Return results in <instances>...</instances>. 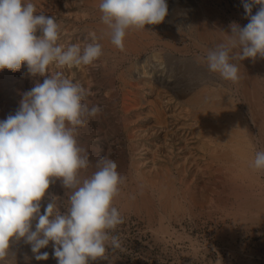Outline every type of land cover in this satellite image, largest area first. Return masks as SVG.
<instances>
[{"label":"rangeland","instance_id":"obj_1","mask_svg":"<svg viewBox=\"0 0 264 264\" xmlns=\"http://www.w3.org/2000/svg\"><path fill=\"white\" fill-rule=\"evenodd\" d=\"M50 1H52V2L49 3V0H45V1L44 0H30V2H32V3L33 2L37 3L36 5L33 3L36 7V11H39V9L41 8L40 9L41 12H39L38 14L36 13L37 15L44 14L46 17L54 18V20L58 23V26L60 24L58 40L60 39L61 41L60 40L57 41L58 45H63L65 48H67L68 46H70L69 44H71V45H79L81 48H83L86 44H88V42H93V40L91 41V39H93L92 37L96 38V42L100 41V43L103 42V41H101V38L104 40H109V38L111 39V36L109 34V32H111V30L109 29L110 31H106V30H108L107 29L108 27H107V25H105L102 22V20H101L102 15L100 18H99V16L95 15V13L97 12V8L93 9L94 8L93 5H89V6L86 5L85 4L86 2H84L86 0H72V1H74L73 3H71L70 0H62L64 3L61 2V0H60V2L58 0H50ZM69 1H70V4H69ZM240 1H241V3H239V0L238 1L237 0H167L168 8H169L168 9V15L166 16L163 23L156 25L157 28L154 25H151V26L145 25V29L146 30L149 29L147 31L145 29H143V30L139 29L138 30L136 28L138 30V32L141 31V32H144V34L146 33V35H148L147 36L148 37V40H147L148 43L146 41L145 44H149V45H146L145 48H144V44L139 46L137 44V42H139V44H140L142 41L140 39L136 38L137 39L136 46L137 47L139 46L142 49L139 52H136L133 54L129 53L127 51H121V50L117 49L111 43V47L114 46L113 49L111 50L109 48L106 52L102 51L104 53L103 54L104 56L101 55V57H99L100 59L98 58V60L94 61L93 65H81L78 67L73 66L71 68H68L67 66L58 67L55 64H52L49 66V69L46 71V73L43 76H41L39 74H37L36 76H31L28 72L26 64H22V67L17 71H12V70H9L7 68L0 70V78H2V80H4L2 82L0 80V85H1L0 86V96H1L0 97V110H1L0 113L2 116V117L0 116L1 117L0 120H2V119L5 120L8 115H14L15 114V112L18 110V108L20 106L19 102L23 98V93L31 90L35 86L36 83H43L44 79L49 78V77L51 78L52 76H54L58 72L62 73L63 77L72 80L73 83H78V84L82 85L83 87H85L86 89L89 90L90 95L87 96L86 101H82L83 103H87L89 108H91L93 105L100 107L101 111L95 117H92V118L89 117L86 125L79 128V130H78V134H77L78 144H79V146L87 149V151L89 153V161H90L88 168L86 170H82L81 177L90 176L93 172H95L97 170L96 169L97 160H99L101 157H107L109 159L114 160L117 163V165H118L117 171H119L118 173L122 177H124V183L125 184L123 183L120 185L119 195L117 197H115L114 201H113V206H115L117 208V210L119 211V213L121 214V216L123 218V223L118 225L115 230L110 231L111 235L117 236L119 238L121 247L120 248H113L110 245L107 246L106 258H105L106 261L102 260V259H97V261L102 262V263L106 262L104 264H238V263L239 264H264V223H261L262 221L261 222L260 221L251 222L250 220H248L246 218H242V216H241L242 214L240 216L237 215V217L238 216L240 217V218L238 217L239 220H237L238 218H236V215L233 217L234 214L243 213V211L246 212V210H248L249 207L251 208L252 204L253 205H252V208L250 209V212L252 214H254L253 212H255V215L258 214L257 211H255L257 206H255L256 204H254L253 202L257 201L258 199H261L260 198L261 196H262V199H264V182H262V181H264V180H262V179H264V178H262V177H264V175L260 174L258 176V182L262 180L261 182L258 183L259 186L257 183H254L255 185L257 184L256 186L253 183L252 184L242 183V186H240V187H242L243 190H241V188L239 190L237 187V184H239V182L236 185H234V183H232L230 181L231 176H230V174H227L228 172H226L225 170H223L221 168L220 169L222 172H220V169H218L219 165L217 166V168H216V166H214V165H217L216 162H215L216 164H214V162L210 164V162L213 160L208 158L207 152H206L205 148H203L204 147L203 142H205L206 138L209 137V134L211 136L210 138H212L213 137L212 133H214V132L212 130V133H210V131H208V129H207V132H209V134L208 133L204 134L206 132L205 129L207 128L206 127L207 124L201 122V120L198 118L196 120L194 119L195 117H193V115L190 114L192 112V110H191V108H188L189 106L187 105V102H186L188 100V97H190V95L192 94V92H195L197 90L200 91V89L201 90H203V89L208 90L207 92H209V93L217 91V90L220 92H223V91L226 93L228 92V94H226V95H228L226 100L231 103L232 107L234 106V108H237V110H239L240 114H242L245 117V122H246V120L248 121V122H246V123H248V130L250 132H252L253 134H255V137H257L258 132L254 129L252 123L248 119L250 117L249 116L250 114L248 113V110L246 111V109H247V105L245 104L246 101L242 97V95L240 94L239 89H237V91L235 90L236 88L234 89L235 86H233L231 81L224 80L222 77H220L219 74H217V73L214 74L208 70L207 59H206L207 53L204 52V48L208 44L207 41L205 44V42H204L205 40H203V42H201L202 43L201 45L205 44L203 46L204 48H202V50H198L194 46V44H192L193 40H190L191 38L189 36L187 38L188 39L190 38L189 39L190 41L186 38H184V39L180 38L185 43V46H187V47H185V48H187L186 51L182 52V53L181 52L178 53L179 51L174 50L175 52H173L172 49L168 48V51L169 50L170 51L167 54L166 45L172 43L171 45L173 46V42L175 43L174 45H176V42L173 40H170V38L165 37L166 32H177V30H179L180 27H181L180 29H183V28L185 29L186 28L185 27L186 26V24H185L186 19L188 18V16L190 14L196 12L197 9L204 12V16H202L203 20L208 18L207 24L206 23H204V24L207 25L209 30L213 26H214L213 28L215 30L216 29L219 30L221 27H223V25H225V26L228 25L227 28L225 26L223 28H225L226 31H227V29L229 31H231V29L229 27L232 23H236L239 26L241 25L240 27H244L247 25V23H249V19L246 18L245 9L242 6L243 0H240ZM169 2H171V3H169ZM45 3H46V5H44ZM65 3H66V7H64ZM48 4H50L49 5L50 8L46 7V6H48ZM72 4H73V6H72ZM201 4H202V8L200 7ZM53 6H54V8H53ZM67 6H69V7H67ZM51 7H52V9H51ZM256 7H257L256 5L253 6V10H252L253 15L256 14V12L258 10ZM205 8H206V10H205ZM45 10H47V11L50 10V12H52V13L50 14V13H48L49 11L47 12ZM53 12H55L54 15H53ZM61 12H62V14L65 12L63 17H62ZM83 12H84V14H83ZM209 12L211 14H212V12H214L215 15H217V14L218 15L215 16L214 13L212 15L211 14L209 15ZM45 13H47V14H45ZM87 15H88V17H87ZM74 16H75V18H74ZM94 16H97V19ZM179 16H181V17L179 18ZM213 17H215V18H213ZM176 18H178V19L176 20ZM89 20L91 21L92 24L93 23L97 24V21H98V26L100 25V27H95V26H97L96 24H93V25L90 24ZM208 21H209V23H208ZM78 22H79V24H78ZM204 22H206V20ZM177 23H178V25H174ZM227 23H229V24H227ZM181 24L182 25L184 24V25L182 26ZM211 24H212V26H211ZM166 25H168V26L166 27ZM93 26H94V28H93ZM174 26H176V29ZM165 27L168 29H166ZM92 28L94 30H92ZM95 28H97V29H95ZM213 28H211V30H213ZM85 29H86V31L90 30V33H89V31H88V33H86ZM169 29H172V30L170 31ZM96 30L98 32V35H96L97 34V32H95ZM100 30L101 31L103 30L104 32L103 31L101 32ZM215 30H213L214 32L212 31V33L214 34V36H216V39L219 37L223 41V44L226 43V39H224V38H227V35L220 32V30L219 31L217 30L218 32L217 31L215 32ZM67 31L70 32V34L67 33ZM92 31H94V32H92ZM136 31H135V28H132V29L130 28L127 30V33H129L130 35H133ZM64 32H66V33H64ZM131 32L132 33L134 32V33L132 34ZM149 32H151L153 35H156V36H152V34H150ZM93 33H94V35L92 36ZM101 33H103L104 38L101 37V35H102ZM217 33H221L222 35H220V34L218 35ZM99 34H100V36H99ZM107 34H109L108 35L109 38H107ZM37 35L42 36V29L38 28ZM86 35H87V37L88 36L89 37L87 38ZM149 35L152 37L151 39L155 38L153 43H151L152 40L149 39ZM158 36H161V37L158 38ZM135 37H137V34H135ZM156 38H158V39H156ZM82 39H83V41L81 42ZM180 39H179L178 45L182 44V41ZM149 40H150V42H149ZM155 41H157V42H155ZM161 41H162V43L167 42L166 45L159 43ZM62 42H64V43L66 42V44H64ZM180 42H181V44H180ZM67 43H68V46H66ZM84 43H86V44H84ZM108 44H110V43L108 42ZM158 45L159 46L161 45V46L158 47ZM191 45H193L194 47L193 46L191 47ZM151 46L153 49L151 48ZM200 47H202V46H200ZM157 48H159V49L157 50ZM192 52L194 54H197L196 55L197 58L196 57L192 58V57H194V56H192L193 55ZM118 53H119V55H118ZM151 53L156 54V55L159 54L160 56L158 55L156 57V55H154L156 58L154 57V59H152L153 54H151ZM169 53L172 54V57ZM134 56L135 57L137 56V57L135 58ZM138 56H140V57H138ZM148 56H150V57H148ZM165 56H167V57H165ZM160 57H162V58L160 59ZM157 58H159V59H157ZM173 59H175V61ZM182 59H183V62H182ZM198 59H200V61ZM201 59L203 60L202 62H201ZM188 60H190V61H188ZM261 60H262V58L259 57L258 62H261ZM105 61H106V63H105ZM109 61H110V63H109ZM144 65H146V66H144ZM105 66H106V69H105ZM110 68H111V70H110ZM163 68H164V70H162ZM111 71H113V72H111ZM108 72H110L109 75H108ZM139 74L141 76L140 79H143L146 77L145 83L148 86L146 85L145 88H151L152 87L154 89L153 94L148 93L146 90H141V89L139 90V87H141L139 82H138L140 80V79L138 80ZM157 74H158V77H157ZM211 75H213L214 77ZM215 75H216V77H215ZM128 76H129V79H128ZM142 76H144V77H142ZM13 78L17 81V83H16V81H13V82H15V84L12 82V80H14ZM90 78H92V79H90ZM106 78L109 79L111 82L109 80H107ZM134 78H136V79L134 80ZM9 79H10V81H9ZM17 79H19V80H17ZM149 80H152V81L149 82ZM7 81L10 82V84ZM18 81H20V82H18ZM106 81H109L111 85L109 84V82H106ZM130 81H131V83H128ZM159 81H160V83H159ZM133 82H134V85H132ZM136 82H138V83H136ZM19 83H20V85H19ZM135 83H136V85H135ZM166 83H167V85H166ZM7 84H9V85H7ZM137 84H139V86ZM151 85H154V86H151ZM215 85L216 86L218 85V86L216 87ZM220 85L222 86V88L224 90L221 88ZM111 86H113V87H111ZM133 86H134V88H132ZM137 86H138V88H137ZM211 87H212V91L210 92L209 90L211 89ZM13 88L14 89L16 88L18 90H16V89L14 90ZM128 88H129V90H127ZM225 88H227L229 90H227ZM156 90H157V92H156ZM111 92H113V93H111ZM126 92H133V93L129 94ZM143 93H144V95H143ZM231 95H232V97H230ZM155 96H157V98H158V99L156 98V101H154ZM236 97H237V100H236ZM241 99H242V101H241ZM123 100L126 101L125 104L122 103ZM149 100H151V101H149ZM162 101H164V102L166 101L165 102L166 104ZM158 102H160V104ZM237 102L239 103L238 106L236 105ZM128 103L132 104V105H128ZM11 105H12V107H10ZM134 106H135V108H134ZM148 106H150V109H148L149 108ZM182 106H183V108H182ZM128 108H132V109H128ZM178 108H180V109H178ZM165 109H166V111H165ZM173 109L174 110L176 109V110L174 111ZM158 110H160V111L156 112ZM151 111H153V113ZM169 111H170V113H169ZM171 111H172V113H171ZM2 113H4V114H2ZM172 114H173V117H172ZM187 115H189V116L187 117ZM139 116H140V118H139ZM135 117H138V119H136ZM174 117L176 120L174 119ZM183 117H186V118H183ZM156 118H158L160 121H158V119H156ZM180 118L181 119L183 118V119L180 120ZM191 119L195 120V121H192ZM156 121H157V123H156ZM165 121H166V124L164 123ZM185 121H187V122H185ZM160 122H161V124H160ZM125 123L127 124V126L125 125ZM140 124L144 125L142 127V129L139 128ZM156 124H158L161 127L163 126L164 128L166 127L165 132H163V130H164L163 128L156 127V126H158ZM163 124H165V126ZM203 124H205V125H203ZM183 125H184V127H183ZM135 126H136V128H135ZM145 126H146V128H145ZM185 126H188V127H185ZM203 126H205V127L203 128ZM213 126H216V125H214V123L208 124L209 130L211 127L213 128ZM137 127L139 130L137 129ZM169 127H171V128H169ZM179 127H181V128H179ZM153 128H156V129L160 128V129H158L159 130L158 131V130L153 129ZM130 129L133 130L132 133L130 132L131 131ZM144 130L146 131V134H144L145 133ZM199 130H201V132ZM134 131L138 132V133H135ZM129 132L131 135L137 134L138 137L140 136V133H141V136L139 138L137 137L138 140L133 139L131 142H129L127 140V135H126ZM167 132H169V133H167ZM172 132H174V133L172 134ZM189 132L191 133V135ZM183 133L186 135H184ZM195 133L197 135H200L201 133L202 134H201V136H196ZM260 133H259V135H260ZM170 134H171V136H170ZM180 134H181V136H183L182 138H179ZM146 135L147 136L149 135V136L147 137ZM163 135L164 136L166 135L167 137L166 136H165L166 138L162 137ZM176 135H179V137ZM189 135H190L191 139L188 137ZM204 135H205V137H206V135H208V137L204 138ZM261 136H264V135L261 134ZM202 138H204V139L202 140ZM160 139L162 141L164 140L165 144L162 143V141ZM185 139L189 140V141H186ZM257 139L258 138H256L255 140L253 139L254 143L259 144V146L257 144L258 147L256 146V150H254V151H256L255 156H256V153L258 152L259 149L264 148V144H262L264 142L259 141L261 143L260 144L259 142H257L258 141ZM262 139H264V137H262ZM208 140L209 139H207V141ZM196 141H197V144L195 143ZM199 141H201V142L203 141V142L201 143ZM173 142H175L174 145H173ZM153 143H154V145H151ZM157 143H158V145H157ZM184 143H187V144L184 145ZM132 144L133 145L135 144L134 145L135 147ZM155 144L157 147L155 146ZM159 144H162V145H160V147H159ZM163 144L166 146V148H168L167 150H164L165 146L163 148L162 147ZM189 144H190V146H189ZM195 144L197 145V147L195 146ZM200 144H203V146ZM141 145L145 149L142 148ZM136 146L137 147L139 146V148H137ZM176 146L177 147L179 146V148H177ZM182 146H183V149H182ZM260 146H262V148ZM198 147L200 148V151L203 149L202 150L203 153L198 151L199 150ZM96 148L99 150H96ZM136 148L138 151L136 150ZM146 149H148V150H146ZM175 149L178 152L175 151ZM133 150H135L137 152H133ZM144 150L149 151V152L146 153V151H144ZM129 151H130V154H129ZM139 151L141 153H139ZM164 151H166V152H164ZM217 151H218V149L214 152H217ZM191 152H193V153H191ZM189 153L192 154L191 155L192 157L190 156ZM178 154L180 156H178ZM200 156H203V157H200ZM179 157H180V159H179ZM194 157H195V159H194ZM184 158H185V160H184ZM202 158H204V159H202ZM144 159L145 160L147 159L146 160L147 162L146 161L144 162ZM169 159H170V162H169ZM191 159H192V162L190 163ZM137 160H138V163L140 162L139 164H137ZM151 160H153V162ZM182 160H184L183 161L184 165L182 164L183 166H180ZM187 160H189V161H187ZM175 162H178V163H175ZM187 162H189L188 163L189 165L186 164ZM201 162H204V163H201ZM206 162L207 163L209 162L208 164H210L211 166L206 164ZM134 163H136V164H134ZM174 164H179L178 167H180V168H178ZM204 164L208 165L207 168ZM138 165H139V167H138ZM152 165H154V167ZM159 165H160V167H159ZM192 165H194V166H192ZM196 165L200 169L202 166V170L197 169V168L195 170L194 167H196ZM150 166H152L151 167L152 169H150ZM190 166L192 167V169L189 170ZM134 167H135V169H134ZM146 167L150 170V172H148L149 171L148 169H147V172L145 171ZM165 167H166V170H168V171L164 170ZM183 167H185V168H183ZM204 167H205V169H203ZM181 168H183V169H181ZM212 168L214 171H212ZM137 171H139L140 173ZM142 171H145L146 173L145 172L142 173ZM193 171H194V173H193ZM202 171H204L203 176L201 174ZM208 171L210 173H208ZM211 171L214 173H212ZM177 172H179L180 175ZM195 172H196V175H194ZM223 172L224 173L226 172V173L224 174ZM138 173L142 176H145V175L147 176V174L150 175L147 177H148V179L151 177L152 181L150 179H149L150 180L149 181L145 177L146 182L142 181L143 183L141 185V183H139V182H141L140 180H142L144 178L141 179L138 176H136ZM159 174L162 175V178H161V176H159ZM170 174H172V175H170ZM189 174H191V175L189 176ZM168 175H169V180L171 182L168 181ZM225 175H227V176H225ZM155 176H157V177H155ZM198 176H200L201 178L198 179ZM178 177H180V178H178ZM217 177H219V178H217ZM154 178H156V180ZM214 178H216V179H214ZM154 180H155V182H154ZM162 180H163L164 184H166L165 185L166 187H169L170 190L173 187V190H174L173 192H171L172 193L171 195L174 197H172V196L170 197L169 195L167 197H170L172 201L175 200L177 202V203L172 202L171 200L167 201V204H165L167 209L165 206H164L165 209H163V207L160 205L161 203L159 202V199H156L157 196L153 195L152 193H151L152 194L151 195L149 193L152 191L153 188H155L156 185L161 184L159 182H162ZM176 180H177V182H180V183L175 182ZM185 180H187V181H185ZM206 180L207 181L209 180V181L207 182ZM226 180H228L229 182ZM57 181H59L60 183L59 182L57 183ZM172 181H174V182H172ZM167 182L170 183V186H167L168 185ZM137 183H138V185L140 184L139 187L142 188V191L145 193V195H147V198L150 197V199L148 198V200H150V201H149V203H147L148 205H146V206H144V205L142 206L141 202L139 201V200H143L144 195H142V192H141V195L139 194L140 196L137 193L134 194L135 196L131 194L132 190H130V189L134 190V187L137 186L136 185ZM172 183H174V184H172ZM150 184L152 185V188H151ZM222 184H225L226 187H225V185H222ZM245 184H247V185H245ZM228 185H230V186H228ZM232 185H234L233 189H236L235 191H238V192H236L237 194L239 193V191H241L240 196H238L239 194L238 195L236 194V196H235L236 200L233 197L235 191L234 190L231 191ZM251 185H253V186H251ZM146 186H148V187H146ZM149 186H150V188H149ZM245 186H247L248 188L249 187H251V188L248 189ZM257 186H258V189H256ZM215 187H216V189H215ZM178 188H181V189H179V191H178ZM228 188L230 191H228ZM170 190L166 191L167 193L165 195L169 194ZM215 190H216V192H215ZM251 190H252V192H250ZM256 190H257V192H255V194H253L254 191H256ZM261 190H262V192H261ZM211 191H212V193H211ZM223 191L225 193H222ZM242 191H244L245 193H243ZM174 192H175V194H174ZM230 192L232 195L230 194ZM120 193H121V195H120ZM125 194L128 196H126ZM179 194H180V196H178ZM258 194H260L261 196ZM68 195H70V190L65 189L62 186L61 181L59 179L56 180L53 184L50 185L44 199L41 201V214L44 213V209H45L47 203H49L51 201L52 196H56L59 198L57 201L58 206H59V210L61 213H65L67 211V207L69 205ZM242 195H244V196H242ZM247 195H249V197H251V199L250 198L245 199V197L246 198L248 197ZM253 195H255V197L258 199L252 197ZM132 196H134L136 198V199L133 198L135 201L131 200ZM151 196L153 198H151ZM176 196L178 197V199ZM210 196H211V199H210ZM216 196L217 197L219 196L218 197L219 199L216 198ZM179 197L181 199H179ZM232 197L235 200V203H236V201L237 202L239 201V204L238 203L235 204L233 202L234 200H232ZM183 198H185V199H183ZM239 198L243 199L245 202H243ZM253 198H254V200H253ZM129 199L131 200L132 204H134L133 202H136V204L138 202L137 206H135L136 208L134 207L135 209H132L133 205L131 206L130 202L126 203L128 208H125L124 203H125V201L127 202V200H129ZM216 199H218V200H216ZM121 200H123V201H121ZM145 200H146V198H145ZM181 200H182V202H181ZM196 200H198V202ZM248 200H249V203L251 202L250 204L247 203ZM221 201L224 203L226 202V203L222 204ZM261 201H264V200H261ZM172 203H175V205H177V207ZM244 203H246V204H244ZM255 203H258V201ZM128 204H130V205H128ZM170 204L173 206L171 207ZM194 204H196V205H194ZM122 205H124L123 208H122ZM240 206H242V207H240ZM129 207H131V208H129ZM138 207L139 208L141 207V209H139ZM146 207H147V209L150 208V211L148 210V212H147V210L145 209ZM173 207L177 208V209L179 208L180 211H181V208L183 210V207H184V210L181 212H177V209L176 210L173 209V211H172ZM152 208L156 209L157 211L154 209L152 210ZM158 208L161 210H159ZM130 209H132V210H130ZM144 209L146 211H144ZM163 210H164V212H163ZM131 211H133V212H131ZM151 211H152V213H151ZM154 211H155V213H154ZM171 211L173 213H170ZM262 211H264V210H262ZM140 212H142V213H140ZM261 212L259 211V213H261ZM226 213H227V215H225ZM147 214L150 218H148ZM151 214L153 215L154 220H153L152 216H150ZM157 214H158L159 218L161 216L160 219L158 217H156ZM164 214H166V215H164ZM262 217H264V216H262ZM157 218H158V220H157ZM162 218H163V220H162L163 222H161ZM222 219H223V222H222ZM242 220H245V221H242ZM230 221H231V223H230ZM249 222H251V224H254V225L249 224ZM35 223H36V221H33L32 230H35ZM225 224L227 226V228H226L227 230L224 228ZM238 224H240V225H238ZM245 224H246V227L244 226ZM158 225L160 226L159 228H158ZM164 225H165V227H164ZM164 228H165V230H164ZM155 231H156V233H155ZM164 232H166V234H164ZM158 233H159V235H161V233H163V234L161 236H159V235H157ZM153 234L156 235L157 237L156 236L153 237ZM158 239H159V242L157 241ZM165 240H166V242H164ZM15 248H17V249H15ZM9 249H10L9 250L10 254L2 262H0V264H10V262L13 264H42V263L44 264V262H45V264H46V262L49 263L51 261L50 259H47L44 261H37L36 260V263H35L34 254L32 253V251H29V250H31V245L25 243L24 239H21L19 241L13 240L12 242H10V248ZM21 250L23 252H20ZM40 251H41V253L47 252L49 254L50 258L53 257V259H56L53 256L52 242L49 243V245L46 248H42V250H40ZM27 255L28 256L30 255V256L28 257ZM29 258H30V260H29ZM19 261H21V262L19 263ZM56 262H58L57 259L55 260V263ZM53 263H54V260L52 261V264ZM49 264H51V263H49ZM98 264H100V263H98Z\"/></svg>","mask_w":264,"mask_h":264},{"label":"clouds","instance_id":"obj_2","mask_svg":"<svg viewBox=\"0 0 264 264\" xmlns=\"http://www.w3.org/2000/svg\"><path fill=\"white\" fill-rule=\"evenodd\" d=\"M254 5L260 6L255 15ZM243 7L249 23H232L228 44L209 50L206 57L210 72L233 83L239 81L233 60L264 58V0H243ZM99 9L111 43L121 51L128 29L161 24L168 15L167 0H101ZM58 37L54 18L37 15L30 0H0V70L17 71L26 64L31 76H43L52 64L93 65L103 54L95 38L83 48H65L57 44ZM232 49L239 51L230 56ZM89 95L58 72L23 93L15 114L0 120V262L9 255L10 242L21 239L31 245L37 261L49 258L40 250L52 242L58 264H89L105 259L107 246L121 247L110 234L123 223L113 206L124 183L117 163L101 157L97 170L81 177L90 161L87 149L78 144V130L101 111L82 102ZM252 167L264 170V151L256 153ZM57 179L70 190L67 211L61 213L59 198L52 196L41 214V201Z\"/></svg>","mask_w":264,"mask_h":264},{"label":"bare ground","instance_id":"obj_3","mask_svg":"<svg viewBox=\"0 0 264 264\" xmlns=\"http://www.w3.org/2000/svg\"><path fill=\"white\" fill-rule=\"evenodd\" d=\"M45 1V0H44ZM59 2H60V0H58ZM71 1V3H73L74 1H72V0H70ZM70 1H69V4H70ZM238 1V0H237ZM37 2V1H36ZM50 2H52V1H50L49 0V3ZM61 2H63L62 0H61ZM83 2V1H82ZM84 2H86L85 4L86 5H93L94 6V8L93 9H96L97 8V12L95 13V15H97V16H99V18L101 17V15H102V12L100 11V9H99V4H100V2H101V0H86V1H84ZM172 2V1H171ZM171 2H169V3H171ZM203 2V1H202ZM216 2V1H215ZM35 5L37 4V3H35V2H33ZM47 3V2H46ZM46 3L44 4V5H46ZM64 3V2H63ZM67 3V2H66ZM66 3H65V6L64 7H66ZM218 3V2H217ZM239 3H241V1L239 0ZM56 4V3H55ZM50 4H48V6H46V7H49L50 8V6H49ZM52 5V4H51ZM68 5V4H67ZM197 5V4H196ZM195 5V6H196ZM70 6V5H69ZM69 6H67V7H69ZM72 6H73V4H72ZM71 6V7H72ZM92 6V7H93ZM207 6V5H206ZM209 6V5H208ZM243 6V5H242ZM257 7V9H259V5H256ZM40 7V6H39ZM58 7V6H57ZM62 7V6H61ZM191 7V6H190ZM198 7V6H197ZM196 7V8H197ZM200 7L202 8V4L200 5ZM210 7V6H209ZM212 7V6H211ZM45 8V7H44ZM53 8H54V6H53ZM255 8V9H256ZM41 9V8H40ZM40 9H39V11H36V13L38 14L39 12H41L40 11ZM51 9H52V7H51ZM50 9V10H51ZM56 9V8H55ZM169 9V8H168ZM209 9V8H208ZM50 10H45V11H47L48 13H52V12H50ZM61 10V9H60ZM64 10V9H63ZM88 10V9H87ZM183 10V9H182ZM198 10V9H197ZM196 10V12H194V13H192V14H190L189 16H188V18L186 19V28L184 29H180L179 28V30H177V32H166L165 33V37L166 38H170V40H173V41H175L176 42V45H174L175 43L173 42V46L171 45V44H167L166 45V43L167 42H164V43H162V41L161 42H159V43H162V44H165L166 45V47H167V54H168V52L170 51H168V48L169 49H172V51L173 52H175V51H179L178 53H182V52H185L186 51V49L187 48H185V47H187V46H185V43L181 40L182 38L184 39V38H186V39H188L187 37L189 36L190 38V40H193L192 41V44H194V46L198 49V50H202V48H204L203 46L206 44V41L208 42V44H207V46H205V48H204V52H206V53H208V51L209 50H214V49H216L217 48V46L218 45H221V44H223V41L218 37L217 39H216V36H214V34L212 33V31L213 30H215L213 27H211V28H213V30H211V28H210V30H209V28L207 27V19H205L206 20V22H204L205 20H203V18H202V16H204V12L203 11H201V10H198L197 11ZM205 10H206V8H205ZM52 11V10H51ZM62 11V10H61ZM86 11V10H85ZM258 11V10H257ZM208 12V11H207ZM44 13V12H43ZM54 13L55 12H53V15H54ZM67 13V12H66ZM87 13V12H86ZM180 13V12H179ZM214 12H212V14H213ZM45 14H47V13H45ZM61 14H62V12H61ZM64 14H65V12L62 14V17L64 16ZM81 14V13H80ZM79 14V15H80ZM83 14H84V12H83ZM207 14V13H206ZM205 14V15H206ZM211 13L209 12V15H210ZM211 14V15H212ZM217 14V13H216ZM222 14V13H221ZM44 15V14H43ZM74 15V14H73ZM78 15V14H77ZM76 15V16H77ZM214 15H215V13H214ZM218 15V14H217ZM217 15H215V16H217ZM220 15V14H219ZM255 15V14H254ZM66 16V15H65ZM97 16H94L96 19H97ZM53 17V16H52ZM60 17V16H59ZM73 17V16H72ZM85 17V16H84ZM83 17V18H84ZM87 17H88V15H87ZM171 17V16H170ZM181 16H179V18H180ZM184 17V16H183ZM212 17V16H211ZM210 17V18H211ZM74 18H75V16H74ZM73 18V19H74ZM94 18V19H95ZM213 18H215V17H213ZM220 18V17H219ZM229 18V17H228ZM72 19V20H73ZM171 19V18H170ZM178 18H176V20H177ZM71 20V21H72ZM83 20V19H82ZM203 20V21H202ZM211 20V19H210ZM215 20V19H214ZM74 21V20H73ZM77 21V20H76ZM90 21V20H89ZM100 21V20H99ZM172 21V20H171ZM222 21V20H221ZM230 21V20H229ZM62 22V21H61ZM218 22V21H217ZM234 22V21H233ZM57 23V22H56ZM65 23V22H64ZM71 23V22H70ZM81 23V22H80ZM100 23V22H99ZM184 23V22H183ZM204 23H206V24H204ZM208 23H209V21H208ZM220 23V22H219ZM232 23V22H231ZM58 24V23H57ZM67 24V23H66ZM78 24H79V22H78ZM90 24H92L91 23V21H90ZM93 24H96V23H93ZM92 24V25H93ZM171 24V23H170ZM227 24H229V23H227ZM97 26H95V27H100V25L98 26V21H97V24H96ZM173 25V24H172ZM174 25H178V23L177 24H174ZM182 25V24H181ZM184 25V24H183ZM182 25V26H183ZM209 25V24H208ZM59 26H60V24H59ZM65 26V25H64ZM82 26V25H81ZM87 26V25H86ZM89 26V25H88ZM94 26H93V28H94ZM102 26V25H101ZM149 26H151V25H149ZM148 26V27H149ZM154 26H156V25H154ZM168 25H166V27H167ZM211 26H212V24H211ZM220 26V25H219ZM225 25H223V27H224ZM228 26V25H227ZM227 26H225L226 28H227ZM241 26V25H240ZM83 27V26H82ZM103 27V26H102ZM159 27V26H158ZM165 27V28H166ZM175 27V29H176V26H174ZM179 27V26H178ZM223 27H221L219 30H220V32H222V33H224V34H226L227 35V38H224V39H226V43H224L225 45H227L228 44V42H229V40H230V38L232 37V32L231 31H229L228 29H227V31H226V29L225 28H223ZM62 28V27H61ZM73 28V27H72ZM71 28V29H72ZM92 28V30H94ZM147 28V27H146ZM154 28V27H153ZM152 28V29H153ZM156 28H157V26H156ZM230 28V27H229ZM95 29H97V28H95ZM100 29V28H99ZM98 29V30H99ZM102 29V28H101ZM105 29V28H104ZM103 29V30H104ZM108 30H106V31H110L109 30V28H107ZM132 29V28H131ZM144 29H145V27H144ZM155 29V28H154ZM162 29V28H161ZM166 29H168V28H166ZM225 29V30H224ZM231 29V28H230ZM60 30V29H59ZM66 30V29H65ZM102 30V31H103ZM137 29L135 28V31H136ZM139 30V29H138ZM138 30L133 34L132 32V34L133 35H130L129 33H127L126 32V35H125V37H124V50L123 51H127V52H129V53H136V52H139L142 48H140L139 46H141V45H143L144 44V48H145V46L146 45H149V44H145L146 43V41L148 40V35H146V33L144 34V32H138ZM143 30V29H142ZM146 30V29H145ZM144 30V31H145ZM147 30H149V29H147ZM146 30V31H147ZM151 30V29H150ZM170 31L172 30V29H169ZM218 29H216L215 30V32L217 31ZM218 30V31H219ZM63 31V30H62ZM85 31H86V29H85ZM89 31V33H90V30H88ZM88 31H86V33H88ZM101 31V30H100ZM101 31V32H102ZM155 31V30H154ZM161 31V30H160ZM159 31V32H160ZM167 31V30H166ZM179 31V32H178ZM217 31V32H218ZM61 32V31H60ZM92 32H94V31H92ZM95 32H97V30L95 31ZM104 32V31H103ZM156 32V31H155ZM181 32V33H180ZM214 32V31H213ZM62 33V32H61ZM64 33H66V32H64ZM67 33H69L70 34V32H68L67 31ZM85 33V34H86ZM100 33V32H99ZM106 33V32H105ZM150 34H152L151 32H149ZM84 34V35H85ZM96 34V33H95ZM102 35H103V33H101ZM109 34H110V32H109ZM109 34H107V38H109L108 37V35ZM135 34H137V37H135ZM216 34V33H215ZM218 35L220 34V35H222L221 33H217ZM41 35V34H40ZM65 35V34H64ZM91 35V34H90ZM94 35V33L92 34V36ZM96 35H98V32H97V34ZM101 35V37H103L104 38V35L102 36ZM217 35V36H218ZM77 36V35H76ZM75 36V37H76ZM99 36H100V34H99ZM106 36V35H105ZM152 36H156V35H153L152 34ZM86 37H87V35H86ZM89 37V36H88ZM87 37V38H88ZM100 37V38H101ZM161 36H158V38H160ZM164 37V36H163ZM162 37V38H163ZM70 38V37H69ZM80 38V37H79ZM92 38H94V37H92ZM106 38V39H107ZM136 38H138V39H140L142 42V44L140 43L139 44V42H137V44L139 45L138 47L136 46V41H137V39ZM152 37L149 35V39H151ZM158 38H156V39H158ZM161 38V39H162ZM181 38V39H180ZM67 39V38H66ZM98 39V38H97ZM160 39V40H161ZM179 39L182 41V44H181V42H180V44L181 45H178V42H179ZM188 39V40H189ZM60 40V39H59ZM58 40V41H59ZM63 40V39H62ZM88 40V39H87ZM93 39H91V41H92ZM95 40H96V38H95ZM139 40V41H140ZM152 41H151V43H153V41L155 40V38L154 39H151ZM189 40V41H190ZM203 40H205L204 42H205V44L204 45H201L202 43L201 42H203ZM61 41V40H60ZM83 41V39L81 40V42ZM101 41H103V42H101L100 43V41H97V42H99V44H101V46H102V51H104V52H106L109 48L112 50L113 49V47H111V39L109 38V40H104V39H102L101 38ZM108 42L110 43V44H108ZM149 42H150V40H149ZM155 42H157V41H155ZM186 42V41H185ZM58 43V42H57ZM62 43H64V42H62ZM87 43V42H86ZM86 43H84V44H86ZM88 43H91V42H88ZM147 43H148V41H147ZM187 43V42H186ZM64 44H66V42L64 43ZM81 44V43H80ZM156 44V43H155ZM69 45H71V44H69ZM153 45V44H152ZM164 45V46H165ZM189 45V44H188ZM66 46H68V43H67V45ZM157 46V45H156ZM161 46V45H160ZM159 45H158V47H160ZM193 45H191V47H192ZM193 46V47H194ZM200 46H202V47H200ZM116 47V46H115ZM148 47V46H147ZM213 47V48H212ZM151 48H152V46H151ZM156 48V47H155ZM189 48V47H188ZM118 49V48H117ZM153 49V48H152ZM159 48H157V50H158ZM194 49V48H193ZM175 50V51H174ZM117 51V50H116ZM192 51V50H191ZM237 51H239V49H232V51L230 52V56H234L235 55V53L237 52ZM113 52V51H112ZM153 52V51H152ZM194 52V51H193ZM192 52V53H193ZM149 53V52H148ZM156 53V52H155ZM104 54V53H103ZM102 54V55H103ZM106 54V53H105ZM111 54V53H110ZM151 54H153V53H151ZM164 54V53H163ZM170 54V53H169ZM189 54V53H188ZM108 55V54H107ZM118 55H119V53H118ZM125 55V54H124ZM131 55V54H130ZM154 55H156V54H153V58L152 59H154ZM159 55V54H158ZM158 55H156V57L158 56ZM171 55V57H172V54H170ZM197 54H194L193 53V55L192 56H194V57H192V58H197V56H196ZM200 55V54H199ZM206 55V54H205ZM104 56V55H103ZM160 56V55H159ZM181 56V55H180ZM135 57V56H134ZM137 57V56H136ZM135 57V58H136ZM138 57H140V56H138ZM142 57V56H141ZM146 57V56H145ZM148 57H150V56H148ZM155 57V58H156ZM165 57H167V56H165ZM169 57V56H168ZM118 58V57H117ZM147 58V57H146ZM162 57H160V59H161ZM184 58V57H183ZM258 58H259V56L258 57H256L255 59H252V58H247V59H244L243 61H240V60H233L232 62L233 63H235V64H237V66H238V69H239V81L238 82H236V83H233L232 82V84H233V86H235L234 87V89L237 91V89H239V91H240V94L242 95V97L245 99V101H246V105H247V109H246V111L248 110V113L250 114L249 116V120H250V122L252 123V125H253V127H254V129L258 132V136L257 137H255V134H253L252 132H250L249 130H248V123H246V122H248L247 120H246V122H245V117L242 115V114H240V112H239V110H237V108H234V106L232 107L231 106V103L229 102V101H227L226 100V98L228 97V95H226V94H228V92L226 93V92H220V91H214V92H211L212 91V87H211V89L209 90L211 93H209V92H207L208 90H201L200 89V91L199 90H197V91H195V92H192V94L190 95V97H188V100L186 101L187 102V105L189 106L188 108H191V110H192V112L190 113V114H192L193 115V117H195L194 119L196 120L197 118L198 119H200L201 120V122H203V123H206L207 125H206V129H205V133L204 134H209V132H207V129H208V131H210V133H212V130H213V132L214 133H212L213 135V137L212 138H210L211 136H210V134H209V137H208V135H206V137H208V138H206L205 137V135H204V138H206V140H205V142L207 141V139H209L206 143L205 142H203V144H204V147L203 148H205V150H206V152H207V155H208V158L209 159H211V160H213V161H211L210 162V164L211 163H213L214 162V164H216L217 163V165H214V166H216V168H217V166L219 165V168L218 169H223V170H225L226 172H228L227 174H230V176H231V179H230V181L232 182V183H234V185H236L238 182H239V184H237V187H238V189L240 190V188H241V190H243L242 189V187H240V186H242V183H248V184H254V183H259V182H261L262 180H264V179H262L261 181H259L258 182V176L260 175V174H262V175H264V170H257V169H255V168H253L252 167V164H253V162H254V159H255V152L256 151H254V150H256V146H257V144L258 143H254V141H253V139L255 140L256 138H258L257 140V142H264V139H262V137H264V136H261V134L262 135H264V58H262V60H261V62H258ZM100 59V58H99ZM134 59V58H133ZM139 59V58H138ZM157 59H159V58H157ZM204 59V58H203ZM105 60V59H104ZM109 60V59H108ZM111 60V59H110ZM124 60V59H123ZM142 60V59H141ZM174 61H175V59H173ZM192 60V59H191ZM199 61H200V59H198ZM197 60V61H198ZM206 60V59H205ZM135 61V60H134ZM166 61V60H165ZM188 61H190V60H188ZM203 60L201 59V62H202ZM108 62V61H107ZM182 62H183V59H182ZM206 62V61H205ZM97 63V62H96ZM105 63H106V61H105ZM109 63H110V61H109ZM115 63V62H114ZM189 63V62H188ZM113 64V63H112ZM118 64V63H117ZM140 64V63H139ZM155 64V63H154ZM174 64V63H173ZM116 65V64H115ZM121 65V64H120ZM136 65V64H135ZM150 65V64H149ZM132 66V65H131ZM138 66V65H137ZM144 66H146V65H144ZM22 67V66H21ZM123 67V66H122ZM136 67V66H135ZM181 68V67H180ZM49 69V68H48ZM105 69H106V66H105ZM108 69V68H107ZM115 69V68H114ZM131 69V68H130ZM110 70H111V68H110ZM109 70V71H110ZM162 70H164V68L162 69ZM144 71V70H143ZM111 72H113V71H111ZM125 72V71H124ZM123 72V73H124ZM156 72V71H155ZM109 73L110 72H108V75H109ZM136 73V72H135ZM19 74V73H18ZM119 74V73H118ZM215 74V73H214ZM218 74V73H217ZM51 75V74H50ZM111 75V74H110ZM121 75V74H120ZM119 75V76H120ZM167 75V74H166ZM172 75V74H171ZM11 76V75H10ZM21 76V75H20ZM92 76V75H91ZM134 76V75H133ZM137 76V75H136ZM147 76V75H146ZM164 76V75H163ZM208 76V75H207ZM211 76H213V75H211ZM25 77V76H24ZM112 77V76H111ZM140 74L138 75V80L140 79ZM142 77H144V76H142ZM155 77V76H154ZM157 77H158V74H157ZM165 77V76H164ZM214 77V76H213ZM215 77H216V75H215ZM221 77V76H220ZM50 78V77H49ZM124 78V77H123ZM127 78V77H126ZM125 78V79H126ZM146 78V77H145ZM145 78H143V79H140L138 82H139V84H140V86L141 87H139V90L141 89V90H146L148 93H152L153 94V88L151 87V88H145L146 87V83H145ZM14 79V78H13ZM29 79V78H28ZM90 79H92V78H90ZM107 79V78H106ZM128 79H129V76H128ZM136 78H134V80H135ZM153 79V78H152ZM0 80H1V82L2 81H4V80H2V78H0ZM7 80V79H6ZM17 80H19V79H17ZM22 80V79H21ZM24 80V79H23ZM107 80H109V79H107ZM160 80V79H159ZM220 80V79H219ZM9 81H10V79H9ZM13 81H16L15 79L14 80H12V82ZM110 81V80H109ZM109 81H106V82H109ZM121 81V80H120ZM150 81H152V80H149V82ZM211 81V80H210ZM209 81V82H210ZM214 81V80H213ZM218 81V80H217ZM6 82V81H5ZM8 82V81H7ZM11 82V83H12ZM18 82H20V81H18ZM111 82V81H110ZM110 82H109V84H110ZM123 82V81H122ZM126 82V81H125ZM138 82H136V83H138ZM147 82V81H146ZM202 82V81H201ZM4 83V82H3ZM9 84H10V82H8ZM14 84H15V82H13ZM12 83V84H13ZM16 83H17V81H16ZM87 83V82H86ZM128 83H131V81L130 82H128ZM136 83H135V85H136ZM157 83V82H156ZM159 83H160V81H159ZM162 83V82H161ZM204 83V82H203ZM216 83V82H215ZM227 83V82H226ZM9 84H7V85H9ZM124 84V83H123ZM139 84H137L138 86H139ZM164 84V83H163ZM206 84V83H205ZM4 85V84H3ZM19 85H20V83H19ZM108 85V84H107ZM111 85V84H110ZM109 85V86H110ZM132 85H134V82H133V84ZM159 85V84H158ZM162 85V84H161ZM166 85H167V83H166ZM223 85V84H222ZM229 85V84H228ZM1 86V85H0ZM14 86V85H13ZM108 86V87H109ZM130 86V85H129ZM138 86H137V88H138ZM148 86V85H147ZM151 86H154V85H151ZM169 86V85H168ZM199 86V85H198ZM208 86V85H207ZM216 86V85H215ZM214 86V87H215ZM218 86V85H217ZM216 86V87H217ZM221 86V85H220ZM230 86V85H229ZM5 87V86H4ZM111 87H113V86H111ZM121 87V86H120ZM159 87V86H158ZM227 87V86H226ZM3 88V87H2ZM12 88V87H11ZM130 88V87H129ZM129 88L127 89V90H129ZM132 88H134V86L132 87ZM136 88V87H135ZM157 88V87H156ZM200 88V87H199ZM207 88V87H206ZM205 88V89H206ZM221 88H222V86H221ZM220 88V89H221ZM233 88V87H232ZM10 89V88H9ZM14 89V88H13ZM16 89V88H15ZM14 89V90H15ZM116 89V88H115ZM124 89V88H123ZM193 89V88H192ZM197 89V88H196ZM209 89V88H208ZM223 89V88H222ZM221 89V90H222ZM225 89H227V88H225ZM16 90H18V89H16ZM134 90V89H133ZM132 90V91H133ZM138 90V89H137ZM158 90V89H157ZM157 90H156V92H157ZM216 90V89H215ZM224 90V89H223ZM227 90H229V89H227ZM11 91V90H10ZM13 91V90H12ZM136 91V90H135ZM159 91V90H158ZM188 91V90H187ZM235 91V92H236ZM18 92V91H17ZM140 92V91H139ZM233 92V91H232ZM20 93V92H19ZM111 93H113V92H111ZM126 93H129V94H131V93H133V92H126ZM141 93V92H140ZM230 93V92H229ZM135 94V93H134ZM146 94V93H145ZM156 94V93H155ZM231 94V93H230ZM235 94V93H234ZM239 94V93H238ZM237 94V95H238ZM133 95V94H132ZM140 95V94H139ZM143 95H144V93H143ZM150 95V94H149ZM160 95V94H159ZM233 95V94H232ZM232 95L230 96V97H232ZM240 96V95H239ZM1 97V96H0ZM125 97V96H124ZM123 97V98H124ZM127 97V96H126ZM144 97V96H143ZM154 97V96H153ZM172 97V96H171ZM234 97V96H233ZM241 97V96H240ZM133 98V97H132ZM146 98V97H145ZM156 98H157V96H155V100L154 101H156ZM169 98V97H168ZM167 98V99H168ZM187 98V97H186ZM235 98V97H234ZM239 98V97H238ZM16 99V98H15ZM110 99V98H109ZM125 99V98H124ZM127 99V98H126ZM143 99V98H142ZM158 99V98H157ZM164 99V98H163ZM166 99V100H167ZM93 100V99H92ZM129 100V99H128ZM162 100V99H161ZM230 100V99H229ZM232 100V99H231ZM236 100H237V97H236ZM240 100V99H239ZM86 101V100H85ZM149 101H151V100H149ZM153 101V102H154ZM235 101V100H234ZM241 101H242V99H241ZM115 102V101H114ZM125 102L126 101H124L123 100V102L122 103H124L125 104ZM132 102V101H131ZM161 102V101H160ZM160 102H158L159 104H160ZM162 102H164V101H162ZM166 102V101H165ZM164 102V103H165ZM168 102V101H167ZM184 102V101H183ZM3 103V102H2ZM12 103V102H11ZM20 103V102H19ZM157 103V102H156ZM163 103V104H164ZM169 103V102H168ZM236 103V102H235ZM166 104V103H165ZM164 104V105H165ZM234 104V103H233ZM238 102H237V106H238ZM244 104V103H243ZM7 105V104H6ZM15 105V104H14ZM128 105H132V104H129L128 103ZM127 105V106H128ZM168 105V104H167ZM184 105V104H183ZM126 106V105H125ZM124 106V107H125ZM155 106V105H154ZM172 106V105H171ZM3 107V106H2ZM10 107H12V105L10 106ZM123 107V106H122ZM149 108L148 109H150V106H148ZM134 108H135V106H134ZM177 108V107H176ZM182 108H183V106H182ZM185 108V107H184ZM243 108V107H242ZM15 109V108H14ZM124 109V108H123ZM122 109V110H123ZM128 109H132V108H128ZM158 109V108H157ZM178 109H180V108H178ZM6 110V109H5ZM135 110V109H134ZM155 110V109H154ZM174 110V109H173ZM176 110V109H175ZM174 110V111H175ZM185 110V109H184ZM188 110V109H187ZM242 110V109H241ZM1 111V110H0ZM127 111V110H126ZM125 111V112H126ZM160 110H158V111H156V112H159ZM162 111V110H161ZM165 111H166V109H165ZM164 111V112H165ZM168 111V110H167ZM149 112V111H148ZM152 113H153V111H151ZM180 112V111H179ZM185 112V111H184ZM8 113V112H7ZM144 113V112H143ZM169 113H170V111H169ZM171 113H172V111H171ZM182 113V112H181ZM242 113V112H241ZM2 114H4V113H2ZM9 114V113H8ZM142 114V113H141ZM149 114V113H148ZM151 114V113H150ZM155 114V113H154ZM167 114V113H166ZM189 114V113H188ZM246 114V113H245ZM244 114V115H245ZM124 115V114H123ZM129 115V114H128ZM160 115V114H159ZM158 115V116H159ZM180 115V114H179ZM184 115V114H183ZM206 115V116H205ZM0 116H1V113H0ZM7 116V115H6ZM101 116V115H100ZM146 116V115H145ZM151 116V115H150ZM166 116V115H165ZM164 116V117H165ZM177 116V115H176ZM189 115H187V117H188ZM246 116V115H245ZM2 117V116H1ZM1 117H0V119H1ZM143 117V116H142ZM153 117V116H152ZM162 117V116H161ZM172 117H173V114H172ZM247 117V116H246ZM92 118V117H91ZM136 119H138V117H135ZM139 118H140V116H139ZM151 118V117H150ZM183 118H186V117H183ZM182 118V119H183ZM145 119V118H144ZM154 119V118H153ZM156 119H158V118H156ZM165 119V118H164ZM174 119H175V117H174ZM181 118H180V120H182ZM203 119V120H202ZM247 119V118H246ZM3 120V119H2ZM140 120V119H139ZM176 120V119H175ZM179 120V119H178ZM192 120V119H191ZM195 120H192V121H195ZM158 121H160L159 119H158ZM199 121V120H198ZM149 122V121H148ZM176 122V121H175ZM185 122H187V121H185ZM197 122V121H196ZM128 123V122H127ZM156 123H157V121H156ZM165 124H166V121L164 122ZM172 123V122H171ZM200 123V122H199ZM211 123H214V125H216V126H213V128L211 129L210 128V130H209V127H208V124H211ZM134 124V123H133ZM136 124V123H135ZM160 124H161V122H160ZM165 124H163L164 126H165ZM170 124V123H169ZM182 124V123H181ZM198 124V123H197ZM117 125V124H116ZM125 125L127 126V124L125 123ZM147 125V124H146ZM156 125H158V124H156ZM172 125V124H171ZM189 125V124H188ZM195 125V124H194ZM203 125H205V124H203ZM123 126V125H122ZM144 125H142V124H140V126H139V128H141L142 129V127H143ZM148 126V125H147ZM196 126V125H195ZM250 126V125H249ZM125 127V126H124ZM156 127H160V128H163L162 130H163V132H165V128L162 126H156ZM183 127H184V125H183ZM182 127V128H183ZM185 127H188V126H185ZM202 127V126H201ZM205 126H203V128H204ZM135 128H136V126H135ZM134 128V129H135ZM145 128H146V126H145ZM160 128H158V129H160ZM169 128H171V127H169ZM179 128H181V127H179ZM195 128V127H194ZM193 128V129H194ZM199 128V127H198ZM137 129H138V127H137ZM149 129V128H148ZM153 129H156V128H153ZM152 129V130H153ZM158 129H156V130H158ZM178 129V128H177ZM197 129V128H196ZM128 130V129H127ZM131 130V129H130ZM139 130V129H138ZM155 130V131H156ZM161 130V131H162ZM168 130V129H167ZM195 130V129H194ZM203 130V129H202ZM254 130V131H255ZM143 131V130H142ZM145 131V130H144ZM154 131V130H153ZM159 131V130H158ZM173 131V130H172ZM200 132H201V130H199ZM127 132V131H126ZM131 133L133 132V130H131L130 131ZM130 132L128 133V134H126L127 135V140L129 141V142H131L133 139H136V140H138V138L141 136V133H140V136L138 137V135L136 134V135H131L130 134ZM135 132V131H134ZM149 132V131H148ZM193 132V131H192ZM198 132V131H197ZM261 132V133H260ZM135 133H138V132H135ZM156 133V132H155ZM154 133V134H155ZM167 133H169V132H167ZM174 132H172V134H173ZM190 133V132H189ZM259 133H260V135H259ZM144 134H146V131H145V133ZM148 134V133H147ZM152 134V133H151ZM150 134V135H151ZM153 134V135H154ZM163 134V133H162ZM165 134V133H164ZM184 134V133H183ZM202 134V133H201ZM201 134L200 135H197L196 133H195V135L196 136H201ZM161 135V134H160ZM167 135V134H166ZM165 135V136H166ZM184 135H186V134H184ZM190 135H191V133H190ZM190 135L188 136L189 138H190ZM194 135V134H193ZM194 135V136H195ZM144 136V135H143ZM147 136V135H146ZM145 136V137H146ZM149 136V135H148ZM147 136V137H148ZM155 136V135H154ZM164 135L162 136V137H165ZM170 136H171V134H170ZM176 136H178L179 137V135H176ZM138 137V138H137ZM167 137V136H166ZM165 137V138H166ZM183 136H181V134H180V137L179 138H182ZM186 137V136H185ZM192 137V136H191ZM203 137V136H202ZM255 137V138H254ZM164 138V139H165ZM204 138H202V140L204 139ZM178 139V138H177ZM191 139V138H190ZM199 139V138H198ZM161 140V139H160ZM182 140V139H181ZM184 140V139H183ZM186 140V139H185ZM197 140V139H196ZM162 141V140H161ZM186 141H189V140H186ZM191 141V140H190ZM195 141V140H194ZM167 142V141H166ZM181 142V141H180ZM199 142H201V141H199ZM201 142V143H202ZM259 142V143H260ZM161 143V142H160ZM162 143H164L165 144V142H164V140L162 141ZM196 144H197V141L195 142ZM136 144V143H135ZM134 144V145H135ZM163 144V148H164V145ZM175 144V142H173V145ZM178 144V143H177ZM187 143H184V145H186ZM195 144V146L197 147V145ZM203 144H200V145H202L203 146ZM261 144V143H260ZM262 144H264V143H262ZM133 145V144H132ZM133 145V146H134ZM137 145V144H136ZM151 145H154V143L153 144H151ZM157 145H158V143H157ZM160 145H162V144H159V147H160ZM168 145V144H167ZM183 145V146H184ZM194 145V144H193ZM199 145V146H200ZM149 146V145H148ZM155 146H156V144H155ZM172 146V145H171ZM183 146H182V149H183ZM189 146H190V144H189ZM188 146V147H189ZM194 146V147H195ZM258 146H259V144H258ZM257 146V147H258ZM132 147V146H131ZM135 147V146H134ZM137 147V146H136ZM141 147H142V145H141ZM157 147V146H156ZM161 147V148H162ZM177 147V146H176ZM181 147V146H180ZM261 148H262V146H260ZM100 148V147H99ZM137 148H139V146L137 147ZM137 148H136V150H137ZM142 148H144V147H142ZM177 148H179V146L177 147ZM199 148V147H198ZM129 149V148H128ZM131 149V148H130ZM134 149V148H133ZM145 149V148H144ZM168 148H166V146H165V149L164 150H167ZM186 149V148H185ZM190 149V148H189ZM197 149V148H196ZM218 149V151L217 152H214V151H216ZM96 150H99V149H97L96 148ZM142 150V149H141ZM146 150H148V149H146ZM146 150H144V151H146ZM203 150V149H202ZM202 150L200 151V148H199V152H202ZM258 150V149H257ZM138 151V150H137ZM137 151H135V150H133V152H137ZM170 151V150H169ZM175 151H177L176 149H175ZM174 151V152H175ZM195 151V150H194ZM258 151H264V148H262V149H259ZM147 152H149V151H146V153ZM164 152H166V151H164ZM163 152V153H164ZM178 152V151H177ZM190 152V151H189ZM128 153V152H127ZM139 153H141L140 151H139ZM184 153V152H183ZM191 153H193V152H191ZM203 153V152H202ZM129 154H130V151H129ZM181 154V153H180ZM187 154V153H186ZM190 154V153H189ZM106 155V154H105ZM177 155V154H176ZM184 155V154H183ZM192 154H190V156H191ZM138 156V155H137ZM169 156V155H168ZM171 156V155H170ZM178 156H180L179 154H178ZM136 157V156H135ZM140 157V156H139ZM142 157V156H141ZM167 157V156H166ZM192 157V156H191ZM200 157H203V156H200ZM205 157V156H204ZM207 157V156H206ZM160 159V158H159ZM179 159H180V157H179ZM189 159V158H188ZM194 159H195V157H194ZM202 159H204V158H202ZM141 160V159H140ZM147 160V159H146ZM145 159H144V162L146 161ZM173 160V159H172ZM184 160H185V158H184ZM184 160H182V162H181V164H180V166H183L184 164H183V161ZM206 160V159H205ZM98 161V160H97ZM130 161V160H129ZM152 162H153V160H151ZM176 161V160H175ZM187 161H189V160H187ZM198 161V160H197ZM133 162V161H132ZM142 162V161H141ZM147 162V161H146ZM169 162H170V159H169ZM192 162V159H191V161H190V163ZM216 162V163H215ZM140 163V162H139ZM138 163V160H137V164H139ZM175 163H178V162H175ZM185 163V162H184ZM189 162H187L186 164L187 165H189L188 164ZM196 163V162H195ZM198 163V162H197ZM201 163H204V162H201ZM200 163V164H201ZM209 163V162H208ZM207 162H206V164H208ZM134 164H136V163H134ZM133 164V165H134ZM152 164V163H151ZM155 164V163H154ZM160 164V163H159ZM183 164V165H182ZM199 164V163H198ZM210 164H208V165H210ZM158 165V164H157ZM173 165V164H172ZM174 165H176L177 167H178V165L179 164H174ZM205 165V164H204ZM203 165V166H204ZM208 165H205L206 166V168H207V166ZM125 166V165H124ZM153 167H154V165H152ZM152 166H150V169H152L151 167ZM192 166H194V165H192ZM211 166V165H210ZM209 166V167H210ZM131 167V166H130ZM138 167H139V165H138ZM158 167V166H157ZM159 167H160V165H159ZM162 167V166H161ZM191 167V166H190ZM189 167V170L190 169H192V167L190 168ZM133 168V167H132ZM156 168V167H155ZM154 168V169H155ZM178 168H180V167H178ZM183 168H185V167H183ZM183 168H181V169H183ZM195 168V170H196V168L197 169H200L199 167H197V165H196V167H194ZM134 169H135V167H134ZM144 169V168H143ZM142 169V170H143ZM146 169V170H145ZM144 170L147 172V167L145 168ZM203 169H205V167L203 168ZM221 169H220V172H222L221 171ZM119 170V169H118ZM149 170V169H148ZM165 171H168V170H166V167H165V169H164ZM172 170V169H171ZM188 170V169H187ZM194 170V169H193ZM194 170V171H195ZM200 170H202V166H201V169ZM129 171V170H128ZM134 171V170H133ZM145 171H142V173L143 172H145ZM164 171V172H165ZM194 171H193V173H194ZM199 171V170H198ZM205 171V170H204ZM204 171H202V176H203V172ZM210 171V170H209ZM208 171V173H210ZM212 171H214L213 170V168H212ZM211 171V172H212ZM216 171V170H215ZM119 172V171H118ZM137 172H139V171H137ZM145 172V173H146ZM148 172H150V170L148 171ZM183 172V171H182ZM207 172V171H206ZM219 172V173H220ZM225 172V173H226ZM140 173V172H139ZM138 173V174H139ZM153 173V172H152ZM155 173V172H154ZM159 173V172H158ZM171 173V172H170ZM177 173H179V172H177ZM176 173V174H177ZM184 173V172H183ZM198 173V172H197ZM212 173H214V172H212ZM224 173V172H223ZM224 173V174H225ZM136 175V176H138L139 178H144V179H142V180H140L141 182H139V183H141V185H142V181H145L146 182V180H145V177H146V179H148V177L147 176H150V175H148L147 174V176L145 175V176H142V175ZM157 174V173H156ZM192 174V173H191ZM191 174H189V176L191 175ZM199 174V173H198ZM218 174V173H217ZM88 175V174H87ZM164 175V174H163ZM170 175H172V174H170ZM179 175H180V173H179ZM182 175V174H181ZM193 175V174H192ZM194 175H196V172H195V174ZM214 175V174H213ZM219 175V174H218ZM159 176H161V178H162V175L161 174H159ZM167 176V175H166ZM174 176V175H173ZM210 176V175H209ZM225 176H227V175H225ZM224 176V177H225ZM84 177V176H83ZM137 177V178H138ZM153 177V176H152ZM155 177H157V176H155ZM172 177V176H171ZM175 177V176H174ZM193 177V176H192ZM191 177V178H192ZM206 177V176H205ZM221 177V176H220ZM261 177V176H260ZM129 178V177H128ZM166 178V177H165ZM178 178H180V177H178ZM196 178V177H195ZM199 178H201L200 176H198V179ZM217 178H219V177H217ZM262 178H264V177H262ZM151 181H152V179H151V177L149 178ZM148 179V180H149ZM155 180H156V178H154ZM171 179V178H170ZM194 179V178H193ZM214 179H216V178H214ZM213 179V180H214ZM58 180V179H57ZM149 180V181H150ZM155 180H154V182H155ZM196 180V179H195ZM168 181H170L169 180V175H168ZM185 181H187V180H185ZM199 181V180H198ZM207 181V180H206ZM209 181V180H208ZM207 181V182H208ZM225 181V180H224ZM226 181H228V180H226ZM59 181H57V183H58ZM130 182V181H129ZM134 182V181H133ZM137 182V181H136ZM171 182V181H170ZM172 182H174V181H172ZM175 182H177V180L175 181ZM229 182V181H228ZM262 182H264V181H262ZM60 183V182H59ZM148 183V182H147ZM159 183H161V184H159V185H154L155 186V188H153L152 189V191L151 192H149L150 194L152 193L153 195H155V196H157V198L156 199H159V202L161 203L160 205L163 207V209H165V204H167V201H170L171 200V192H173L174 190H173V187L171 188V190L169 189V187H166L165 185L166 184H164V182H163V180H162V182H159ZM168 183V185L167 186H170V183L169 182H167ZM177 183H180V182H177ZM183 183V182H182ZM211 183V182H210ZM125 184V183H124ZM145 184V183H144ZM164 184V185H163ZM172 184H174V183H172ZM226 184V183H225ZM225 184H222V185H225ZM256 184V185H257ZM262 184V183H261ZM137 186H135L134 187V190L133 189H130V190H132V192H131V194L132 195H134L135 193H137L138 195L140 194L141 195V192H142V195H144L143 196V200H139L140 202H141V204H142V206L144 205V206H146V205H148L147 203H149V201L150 200H148V198L150 199V197H148L147 198V195H145V193L142 191V188L141 187H139V185H138V183L136 184ZM151 185V184H150ZM176 185V184H175ZM221 185V184H220ZM234 185H232L231 187V191H235L236 189H233L234 187ZM239 185V186H238ZM245 185H247V184H245ZM255 185V184H254ZM255 185V186H256ZM128 186V185H127ZM133 186V185H132ZM188 186V185H187ZM228 186H230V185H228ZM251 186H253V185H251ZM258 186H259V184H258ZM258 186L256 187V189H258ZM261 186V185H260ZM146 187H148V186H146ZM225 187H226V185H225ZM245 187H247V186H245ZM244 187V188H245ZM145 188V187H144ZM149 188H150V186H149ZM151 188H152V185H151ZM221 188V187H220ZM248 188V187H247ZM246 188V189H247ZM249 188H251V187H249ZM248 188V189H249ZM261 188V187H260ZM127 189V188H126ZM179 189H181V188H178V191H179ZM189 189V188H188ZM215 189H216V187H215ZM227 189V188H226ZM237 189V190H238ZM254 189V188H253ZM170 190V193L169 194H167V195H165L167 192L166 191H169ZM219 190V189H218ZM149 191V190H148ZM190 191V190H189ZM222 191V190H221ZM228 191H230L229 190V188H228ZM183 192V191H182ZM214 192V191H213ZM215 192H216V190H215ZM236 192H238V191H235L234 192V199H235V196H236ZM240 192L241 191H239V195L238 196H240ZM243 193H245L244 191H242ZM250 192H252V190L250 191ZM255 192H257V190L256 191H254V193L253 194H255ZM261 192H262V190H261ZM124 193V192H123ZM147 193V192H146ZM211 193H212V191H211ZM222 193H225L224 191L222 192ZM229 193V192H228ZM248 193V192H247ZM151 194V195H152ZM174 194H175V192H174ZM230 194H231V192H230ZM242 194V193H241ZM249 194V193H248ZM120 195H121V193H120ZM126 195V194H125ZM139 195V196H140ZM170 196V197H167V196ZM217 195V194H216ZM225 195V194H224ZM232 195V194H231ZM245 195V194H244ZM244 195H242V196H244ZM252 195V194H251ZM258 195H260V194H258ZM126 196H128V195H126ZM135 196V195H134ZM134 196H132L131 197V200H133V201H135L133 198H135ZM146 196V197H145ZM178 196H180V194L178 195ZM193 196V195H192ZM230 196V195H229ZM248 197L246 198L245 197V199H251V197H249V195H247ZM261 196V195H260ZM172 197H174V196H172ZM177 197V196H176ZM219 197V196H218ZM217 196H216V198H218ZM227 197V196H226ZM233 197H232V200H234L233 199ZM252 197H254V198H256L255 197V195H253ZM121 198V197H120ZM142 198V197H141ZM145 198H146V200H145ZM151 198H153L152 196H151ZM215 198V197H214ZM228 198V197H227ZM254 198H253V200H254ZM261 199H258V198H256V199H258L257 201H258V203H255V202H257V201H254L253 203L254 204H256L255 206H257L256 207V209H255V211H257V213L258 214H256L255 215V212H253L254 214H252L251 212H250V209L252 208V205H251V208L249 207V209L248 210H246V212L245 211H243V213H239V214H234L233 215V217L236 215V218H238L241 214V216H242V218H246V219H248V220H250L251 222H258V221H262L261 223H264V217H262V216H264V211H262V210H264V201H261V200H264V199H262V196L260 197ZM125 199V198H124ZM136 199V198H135ZM140 199V198H139ZM177 199H178V197H177ZM179 199H181L180 197H179ZM183 199H185V198H183ZM210 199H211V196H210ZM219 199V198H218ZM218 199H216V200H218ZM231 199V198H230ZM240 199V198H239ZM238 199V200H239ZM131 200L129 199V200H127V202L125 201V208H128L127 207V204L126 203H128V202H130L131 203ZM225 200V199H224ZM227 200V199H226ZM236 200V199H235ZM235 200L233 201L234 203H235ZM240 200H242L243 202H245L243 199H240ZM121 201H123V200H121ZM132 201V202H133ZM172 201V200H171ZM195 201V200H194ZM197 202H198V200H196ZM211 201V200H210ZM120 202V201H119ZM139 202V203H140ZM158 202V203H159ZM172 202H176L175 200L174 201H172ZM180 202V201H179ZM181 202H182V200H181ZM219 202V201H218ZM222 202V201H221ZM220 202V203H221ZM229 202V201H228ZM134 204H132L131 203V206L133 207L132 209H135L136 207L135 206H137V204H138V202H137V204H136V202H133ZM177 203V202H176ZM193 203V202H192ZM224 202H222V204H223ZM226 203V202H225ZM224 203V204H225ZM236 203H238L239 204V201L237 202L236 201ZM235 203V204H236ZM241 203V202H240ZM247 203H249V200L247 201ZM251 203V202H250ZM249 203V204H250ZM172 204H174L175 205V203H172ZM179 204V203H178ZM213 204V203H212ZM217 204V203H216ZM244 204H246V203H244ZM128 205H130V204H128ZM171 205V204H170ZM180 205V204H179ZM178 205V206H179ZM194 205H196V204H194ZM241 205V204H240ZM123 206L124 205H122V208H123ZM151 206V205H150ZM160 206V207H161ZM165 206V207H164ZM173 205H171V207H172ZM176 207H177V205H175ZM229 206V205H228ZM231 206V205H230ZM246 206V205H245ZM135 207V208H134ZM161 207V208H162ZM170 207V208H171ZM240 207H242V206H240ZM262 207V208H261ZM129 208H131V207H129ZM139 208V207H138ZM245 208V207H244ZM132 209H130V210H132ZM139 209H141V207L139 208ZM143 209V208H142ZM146 210H147V212H148V210L150 211V208H148L147 209V207L145 208ZM144 209V211H146ZM154 208H152V210H153ZM159 209V208H158ZM166 209H167V207H166ZM173 209H177V208H172V211H173ZM179 209V208H178ZM177 209V212H181V211H183L184 210V207H183V210H182V208H181V211H180V209L178 210ZM238 209V208H237ZM242 209V208H241ZM128 210V209H127ZM129 210V211H130ZM154 210H156V209H154ZM159 210H161V209H159ZM209 210V209H208ZM231 210V209H230ZM245 210V209H244ZM138 211V210H137ZM157 211V210H156ZM166 211V210H165ZM170 212V213H173V212ZM190 211V210H189ZM259 211L261 212V213H259ZM131 212H133V211H131ZM163 212H164V210H163ZM167 212V211H166ZM176 212V211H175ZM174 212V213H175ZM213 212V211H212ZM227 212V211H226ZM230 212V211H229ZM234 212V211H233ZM250 212V213H249ZM138 213V212H137ZM140 213H142V212H140ZM151 213H152V211H151ZM154 213H155V211H154ZM169 213V212H168ZM169 213V214H170ZM218 213V212H217ZM191 214V213H190ZM138 215V214H137ZM164 215H166V214H164ZM176 215V214H175ZM225 215H227V213L225 214ZM229 215V214H228ZM232 215V214H231ZM237 215H239L238 217H237ZM141 216V215H140ZM147 216H148V214H147ZM150 216H152V218H153V215L151 214ZM146 217V216H145ZM156 217H158V214H157V216ZM168 217V216H167ZM187 217V216H186ZM232 217V218H233ZM147 218V217H146ZM148 218H150L149 216H148ZM147 218V219H148ZM159 218V217H158ZM158 218H157V220H158ZM160 218H161V216H160ZM159 218V219H160ZM175 218V217H174ZM231 218V217H230ZM235 218V219H236ZM240 218V217H239ZM239 218L237 219V220H239ZM229 219V218H228ZM153 220H154V218H153ZM163 220V218L161 219V222H163L162 221ZM234 221V220H233ZM232 221V222H233ZM242 221H245V220H242ZM159 222V221H158ZM157 222V223H158ZM222 222H223V219H222ZM236 222V221H235ZM251 222H249V224H251ZM230 223H231V221H230ZM237 223V222H236ZM235 223V224H236ZM242 223V222H241ZM162 225V224H161ZM238 225H240V224H238ZM251 225H254V224H251ZM245 227H246V224L244 225ZM160 226L158 225V228H159ZM164 227H165V225H164ZM162 228V227H161ZM223 228V227H222ZM224 228L226 229L227 228V226H226V224H225V226H224ZM255 229V228H254ZM160 230V229H159ZM164 230H165V228H164ZM227 230V229H226ZM233 232V231H232ZM155 233H156V231H155ZM170 233V232H169ZM163 233H161V235H162ZM164 234H166V232H164ZM157 235H159V233L157 234ZM161 235H159V236H161ZM156 235H154L153 234V237H155ZM157 237V236H156ZM231 237V236H230ZM232 238V237H231ZM235 238V237H234ZM158 242H159V239L157 240ZM164 242H166V240L164 241ZM224 242V241H223ZM51 243V242H50ZM30 247V246H29ZM15 249H17V248H15ZM10 250V249H9ZM12 250V249H11ZM28 250V249H27ZM42 250V249H41ZM29 251H31V250H29ZM48 251V250H47ZM20 252H23L22 250L20 251ZM19 252V253H20ZM232 252V251H231ZM26 253V252H25ZM10 254V253H9ZM13 254V253H12ZM22 254V253H21ZM24 254V253H23ZM27 254V253H26ZM30 254V253H29ZM12 256V255H11ZM26 256V255H25ZM28 256V255H27ZM30 256V255H29ZM28 256V257H29ZM17 257V256H16ZM32 257V256H31ZM24 258V257H23ZM35 259V258H34ZM33 259V260H34ZM48 259H50L49 261V263H51L52 264V261L54 260V263H55V260L56 259H53V257H49ZM13 260V259H12ZM21 260V259H20ZM29 260H30V258H29ZM102 260H105V259H102ZM106 261V260H105ZM9 262V261H8ZM14 262V261H13ZM21 261H19V263H20ZM25 262V261H24ZM28 262V261H27ZM4 263V262H3ZM23 263V262H22ZM35 263H36V259H35ZM42 263V262H41ZM48 262H46V264H47ZM48 263V264H49ZM53 263V264H54ZM98 263H100V264H104V263H106V262H99V261H92V260H90L89 261V264H98ZM108 263V262H107ZM10 264H13V263H11L10 262ZM43 264V263H42ZM44 264H45V262H44ZM55 264H58V262H56ZM239 264V263H238Z\"/></svg>","mask_w":264,"mask_h":264}]
</instances>
